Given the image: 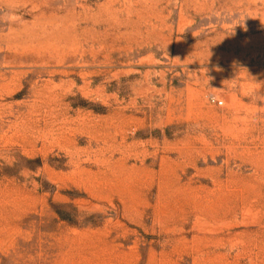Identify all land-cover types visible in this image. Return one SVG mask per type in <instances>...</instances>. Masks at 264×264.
I'll list each match as a JSON object with an SVG mask.
<instances>
[{"label": "rangeland", "instance_id": "rangeland-1", "mask_svg": "<svg viewBox=\"0 0 264 264\" xmlns=\"http://www.w3.org/2000/svg\"><path fill=\"white\" fill-rule=\"evenodd\" d=\"M0 264H264V0H0Z\"/></svg>", "mask_w": 264, "mask_h": 264}, {"label": "built area", "instance_id": "built-area-1", "mask_svg": "<svg viewBox=\"0 0 264 264\" xmlns=\"http://www.w3.org/2000/svg\"><path fill=\"white\" fill-rule=\"evenodd\" d=\"M219 103H220V104H222V102H221V101H220Z\"/></svg>", "mask_w": 264, "mask_h": 264}]
</instances>
